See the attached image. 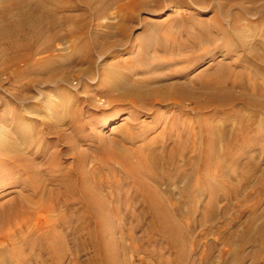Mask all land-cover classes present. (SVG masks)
<instances>
[{
  "label": "rangeland",
  "instance_id": "374dc122",
  "mask_svg": "<svg viewBox=\"0 0 264 264\" xmlns=\"http://www.w3.org/2000/svg\"><path fill=\"white\" fill-rule=\"evenodd\" d=\"M6 1L9 5L8 12L16 14L15 3L19 0ZM31 1L30 4L40 1V5L26 8V17L30 19L36 16V22L42 25L38 28L41 37L33 39L31 44L30 57L19 64L7 66L4 59L9 57L2 50L5 46L0 45V208L11 204L18 192H23L28 197L33 195L28 185L17 182L19 173L13 174L14 176L9 174L8 169L13 168V165L7 160L8 156L14 158L22 155L27 159L25 162L29 168H41L46 163H55V169L73 167L78 171L85 170V165L90 163V167H93L97 159L100 160L99 145L104 146L106 139L114 137L122 127L134 123L141 128L152 121V111L141 115L130 104H123L115 99L118 95L116 88L129 85L132 80L138 82L150 77L163 82L174 78L173 74H168L179 69L184 72L180 77H185L186 80L174 81L193 82L204 78L206 73L211 75L219 67L241 64V59L245 60L247 53L261 51L260 48L264 47V0H162L158 7L153 0H148L144 7H138L130 13L134 19L129 21H126L123 12L115 5L107 7V12L104 13L101 11L103 8L95 2L83 0ZM128 2L129 0L122 1L123 5ZM4 8L3 0H0V26L3 25ZM65 17L71 18L70 22L64 23L57 32L70 35L53 39L52 32L46 28L55 21L62 23ZM235 22L239 24L237 28ZM218 25H222V28ZM182 27H186L190 34L201 31L200 40L197 41L200 55L195 60L189 64L176 62L157 70L152 66L140 67L138 70L126 66L132 59L137 67L144 57L162 55L155 50L158 41L171 45L173 39H179V35L191 51L183 53L184 57L192 53L190 48L193 47L194 50L195 43L187 40L186 33H181ZM123 31L128 35L125 36ZM232 41L234 45L231 44ZM238 56L244 57L239 59ZM19 69L26 73L16 76ZM171 104L173 112L178 111L177 114L180 113L184 119L189 120L183 124L184 127L187 125L188 130L185 136L180 135L181 129L174 133V140L182 138L186 146L190 144V132L199 116H209V127L202 133L204 149L208 148L206 140L212 136L210 133L215 126H219L221 132L230 128L235 134L237 126L240 128L241 120L246 121L249 117L248 111L243 114L245 116L236 114L244 107L241 104L220 110L211 108L201 111L191 100L184 102L185 109H179L173 102ZM164 111L160 109L158 113L164 114ZM214 112H217V116L212 118L210 114ZM259 112L263 122L257 123L255 129L258 127L260 139L253 142L254 146H248L247 151L259 171L253 175L247 189H243V195L248 197L245 200H241L244 199L241 197L230 204L227 218L221 216L226 203L215 201L214 215L211 216L210 223L206 227H196L194 236L187 238L189 242L183 241L184 246L179 249L169 247L162 238L155 242H145L143 232H133L131 229V220L120 219L113 214L105 221L108 229L105 237L114 247H118L123 257L132 260L133 264H194L193 256L197 264H205L204 255L214 244L215 250L210 264H236L233 260L235 256L227 253L229 247L219 242L222 240L220 236L235 232L254 211L264 215V201L258 203V200H264V110ZM80 114L83 118L82 130H86L89 137L83 141L72 131L71 124L73 115L77 117ZM225 114L229 123L226 122ZM239 128L238 131L241 132L238 133L244 134V129L241 128L242 132ZM142 143L139 142L137 146ZM217 145L222 150L223 144ZM181 185L183 187V184L179 187ZM179 187H173V190L177 193ZM207 199L202 198V204L193 202L185 205L187 211H196V221L201 218L200 212L204 208L202 205ZM30 207L33 210L31 214L21 217L9 212L10 220L3 225L0 223V264H84L86 256L77 254L66 235L63 236L65 254H61V258L58 256L57 263L49 252H43L38 243L41 234L57 231L54 224L62 217L65 210L63 206L55 205L50 198H46L41 208H53V212L36 213L39 207L33 204ZM211 225L218 228L220 234L215 230L206 232V228ZM130 234L135 241L127 238ZM194 238L199 240V246L192 243ZM121 242L129 247L128 253L121 248ZM58 253L60 255L59 251ZM179 254L182 256L175 259ZM246 254L250 256L249 252ZM244 264H251L250 259ZM257 264H264V254L258 257Z\"/></svg>",
  "mask_w": 264,
  "mask_h": 264
},
{
  "label": "bare ground",
  "instance_id": "6f19581e",
  "mask_svg": "<svg viewBox=\"0 0 264 264\" xmlns=\"http://www.w3.org/2000/svg\"><path fill=\"white\" fill-rule=\"evenodd\" d=\"M83 1L95 2L103 8L101 11L104 13L110 6L115 5L120 12H123L126 21L134 19V16L130 14L133 10L142 8L149 2L148 0H129L128 4L123 5V0ZM153 1L157 7L162 2V0ZM30 2L19 0L15 3L16 14L12 15L8 12V2L3 0L5 8L3 9V25L0 26V45L5 46L2 50L9 57L4 59L6 65L26 61L31 55L33 39L41 37L38 28L42 23L38 25L36 16L30 19L26 17L25 10L39 6L40 1L36 4H30ZM63 20L62 23L52 22L46 28L52 32L53 39H62L70 35L57 32L64 23L70 22L71 18L65 17ZM194 26L198 27V25ZM238 26V22H235V27ZM189 32L186 27H182L181 33H186L187 40L195 43L194 50L193 47L190 48L193 52L185 57L183 53L191 51L179 35L180 40L173 39L171 45L158 41L155 50L162 55L144 57L137 67L132 59L126 66L134 70L152 66L157 70L176 62L189 64L200 55L197 41L200 40L199 32L201 31L199 30L197 34ZM123 33L125 36L128 35L126 31ZM204 34L201 36L203 37ZM231 44L235 43L232 41ZM260 49L261 51L247 53L245 60L241 59L244 56H238L237 58L243 61L241 64L234 63L223 68L219 67L211 75L206 73L204 78L193 80V82L174 81L185 79L180 77L184 72L179 69L168 74V76L173 74L174 78L163 82L150 77L138 82L132 80L130 84L128 83L129 85L116 88L118 95L115 99L122 101L123 104H130L141 115L152 111V121L145 123L141 128H138V124L129 123L127 127L118 130L114 137L106 139L104 146L99 145L98 151L101 158L100 160L98 158L97 162L94 161L96 163L93 167H90L88 162L85 170L79 171L73 167L55 169V163H46L47 165L41 168H29L25 162L27 159L22 155H16L14 158L8 156L7 160L13 165V168L8 169L9 174L19 173L17 182L28 185L33 195L28 197L23 192H18L11 204L0 208V223L3 225L10 220L9 212L21 217L31 214L33 210L30 204L39 207L36 213H51L52 207V209L41 208L45 199L50 198L55 205H62L65 210L62 217L56 221V225L54 224L57 231L41 234L38 243L43 252H49L53 256L56 263L59 257L61 258V254H65L63 236L66 235L74 245L77 254L86 256L84 264H133L132 260L123 257L118 247H114L105 237L108 231L105 221L113 214L120 219L131 220L133 222L131 229L133 232H143L145 242H155L162 238L173 249L184 246L183 241L189 242L187 238L194 236L196 227H206L207 223H210L214 215L215 201L226 203L221 216L227 218L229 205L241 197L244 198L241 200L248 197L243 195V189H247L246 187L251 184V178L259 171L257 164L252 160L253 157L248 156L247 151L248 146L250 147L251 144L254 146L255 141L260 139L258 127L255 129V126L263 122L258 115L259 111L264 110V47ZM22 73L26 71L19 69L16 76ZM186 100L193 101L200 111L211 108H213L211 110H220L230 105L241 104L244 107L240 108L236 114L245 116L243 114H247L248 111L249 117L247 116L246 121L241 120L240 128L237 126L235 129L237 131L234 130L235 134L230 128L221 132L220 127L215 126L216 128L210 133L212 136L206 140L208 148L204 149L202 133L209 127H207L209 116L207 118L199 116L190 132V140L188 139L190 144L186 146L182 138L178 137V140H174V133L181 129L180 135L185 136L188 130L187 125L184 127L183 124L188 123L189 120L184 119L180 113L177 114L178 111L173 112L171 104L173 102L179 109H185ZM158 107L165 110L164 114L158 113L160 110ZM210 115L213 118L217 116V112ZM225 116L228 122V116L226 114ZM81 119H83L82 114L77 117L73 115L71 124L72 131L79 140L83 141L89 137L86 130H82ZM238 128L244 129V132L241 129L244 134L240 135L238 132L241 131H238ZM125 130H127L126 133ZM139 142L143 143L137 146ZM218 143L223 144L222 150L218 147ZM180 184H183V187L182 185L179 187ZM173 187H179V192L176 193ZM204 197L208 199L202 205L204 208L200 212L201 218L196 221L194 219L196 211H187L185 205L193 202L202 204ZM263 201L260 199L258 203ZM206 229V232L215 230L220 234L218 228H213L212 225ZM127 238L135 241L132 234ZM220 238L222 240L219 242L229 247L227 253L232 257L235 256L233 260L236 264H244L248 259L251 264H257L258 257L264 254V215L256 214L254 211L235 232L231 234L228 232ZM192 243L194 246H199L197 238H194ZM121 245V248L128 253L129 247L123 242ZM214 250L213 244L204 255L205 264H210ZM247 252L250 256L246 254ZM180 256L182 254L175 259L178 260ZM192 258V263L197 264V260L193 256Z\"/></svg>",
  "mask_w": 264,
  "mask_h": 264
}]
</instances>
